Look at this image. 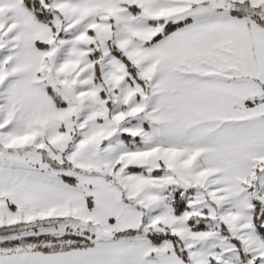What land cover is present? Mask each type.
<instances>
[{"label":"snow or ice","instance_id":"1","mask_svg":"<svg viewBox=\"0 0 264 264\" xmlns=\"http://www.w3.org/2000/svg\"><path fill=\"white\" fill-rule=\"evenodd\" d=\"M0 264H264V0H0Z\"/></svg>","mask_w":264,"mask_h":264}]
</instances>
